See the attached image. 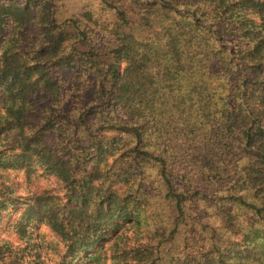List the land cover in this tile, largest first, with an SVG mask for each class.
Returning a JSON list of instances; mask_svg holds the SVG:
<instances>
[{
    "label": "trees",
    "instance_id": "16d2710c",
    "mask_svg": "<svg viewBox=\"0 0 264 264\" xmlns=\"http://www.w3.org/2000/svg\"><path fill=\"white\" fill-rule=\"evenodd\" d=\"M75 2L0 0V264H264V0Z\"/></svg>",
    "mask_w": 264,
    "mask_h": 264
},
{
    "label": "rangeland",
    "instance_id": "374dc122",
    "mask_svg": "<svg viewBox=\"0 0 264 264\" xmlns=\"http://www.w3.org/2000/svg\"><path fill=\"white\" fill-rule=\"evenodd\" d=\"M66 2L68 3L67 5L71 4V3H76L75 0H66ZM0 106H1V102H0ZM41 231H45L47 232V229H45V227L41 228Z\"/></svg>",
    "mask_w": 264,
    "mask_h": 264
}]
</instances>
